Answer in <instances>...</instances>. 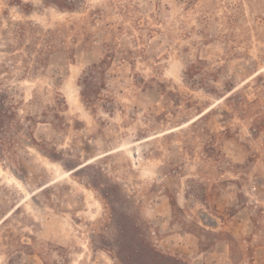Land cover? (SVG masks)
I'll return each mask as SVG.
<instances>
[{"label": "rangeland", "instance_id": "1", "mask_svg": "<svg viewBox=\"0 0 264 264\" xmlns=\"http://www.w3.org/2000/svg\"><path fill=\"white\" fill-rule=\"evenodd\" d=\"M0 264H264V0H0Z\"/></svg>", "mask_w": 264, "mask_h": 264}, {"label": "bare ground", "instance_id": "2", "mask_svg": "<svg viewBox=\"0 0 264 264\" xmlns=\"http://www.w3.org/2000/svg\"><path fill=\"white\" fill-rule=\"evenodd\" d=\"M128 155L131 156V152L128 151ZM133 155V154H132ZM135 157V156H134ZM133 160V159H132ZM133 161H136V160H133ZM68 175V174H67Z\"/></svg>", "mask_w": 264, "mask_h": 264}, {"label": "snow or ice", "instance_id": "3", "mask_svg": "<svg viewBox=\"0 0 264 264\" xmlns=\"http://www.w3.org/2000/svg\"><path fill=\"white\" fill-rule=\"evenodd\" d=\"M146 175H147V173H146Z\"/></svg>", "mask_w": 264, "mask_h": 264}]
</instances>
